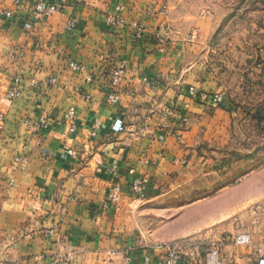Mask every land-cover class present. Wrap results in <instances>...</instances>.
<instances>
[{"label": "crops", "instance_id": "obj_1", "mask_svg": "<svg viewBox=\"0 0 264 264\" xmlns=\"http://www.w3.org/2000/svg\"><path fill=\"white\" fill-rule=\"evenodd\" d=\"M21 1L0 0V264H154V256L144 259L153 242L139 222L146 205L177 198L169 188L182 183L200 114L226 113L189 95L190 88L214 91L193 59L197 44L163 31L178 0H47L58 9L40 16L37 0ZM118 4L125 5L128 23L143 26L140 36L130 25H108ZM121 61L120 98L110 103V73ZM17 76L22 93L5 103ZM70 108L76 109L74 132L65 121ZM166 108L185 113L188 125L175 124ZM257 172L264 174V166ZM136 178L149 180L142 201L130 195ZM257 178L252 173L206 190L185 207L193 219L188 227H172L167 238L194 240L183 264H258L264 179ZM113 184L123 197L106 205ZM223 232L252 239L218 243ZM196 243L221 255H202Z\"/></svg>", "mask_w": 264, "mask_h": 264}, {"label": "rangeland", "instance_id": "obj_2", "mask_svg": "<svg viewBox=\"0 0 264 264\" xmlns=\"http://www.w3.org/2000/svg\"><path fill=\"white\" fill-rule=\"evenodd\" d=\"M175 4L163 31L169 33L170 28L174 39L197 44L193 59L214 92L205 91L223 93L224 101L214 106L226 110L216 114L211 108L196 119L194 151L182 165V183L169 188H175L170 194L177 198L147 204L139 221L146 237L178 244L185 257L194 240L167 238L172 227H188L193 219L194 211L186 206L203 199L208 190L234 185L252 173L264 179V174L257 175L264 166V0H178ZM234 238L223 232L217 242L233 243ZM197 247L202 255H221V249L211 251L207 243Z\"/></svg>", "mask_w": 264, "mask_h": 264}, {"label": "built area", "instance_id": "obj_3", "mask_svg": "<svg viewBox=\"0 0 264 264\" xmlns=\"http://www.w3.org/2000/svg\"><path fill=\"white\" fill-rule=\"evenodd\" d=\"M16 4H20L21 0H12ZM124 4L116 5L113 12L109 13L106 17V21L109 26L117 27L120 25H130L134 29H136L137 36H140L144 31L143 26L137 22L128 23L126 18L122 15V12L125 10ZM57 6L55 3H52L47 0H37L35 4V15H49L53 11L57 10ZM9 14L8 12H4ZM74 23L72 21L69 22V27H73ZM73 66L83 71L85 66L80 63H73ZM126 67V62L121 61L117 66H115L110 73V84L111 90L108 93V100L110 103H116L120 94L116 91V87L119 85L120 79L124 73ZM89 79H91L89 77ZM50 83L55 84L56 78H51ZM37 82H34V85ZM23 90L22 78L15 77L13 80L12 86L4 93L3 101L5 103H10L14 99L18 98ZM189 95L197 100L202 101L205 104H217L222 103L224 101L223 93H215L211 94L205 90H196L194 88L189 89ZM89 97V96H88ZM166 113L173 118L175 124L184 125L188 122V117L183 112L176 113L171 108H166ZM76 109L70 108L65 113V121L68 122L69 128L71 132H74L77 128L76 123ZM4 120L3 114L0 112V126L2 121ZM40 125L43 127H47L48 123L46 120L42 119ZM99 128V122L95 121L93 124V135L96 134L97 129ZM68 154L73 155L74 151L71 148H68ZM149 188V180L147 178H136L133 180L130 186V195L137 200H144L147 197ZM123 197V191L119 184H113L108 188L107 196H106V205H116L118 204ZM251 235L248 233H240L235 237V242L237 244H249L251 242ZM149 252L145 255V261H150V259L154 256L155 262L154 264H183L184 255L180 246L173 242H153L148 245ZM257 253L259 254L258 264H264V246H260L257 249ZM67 264V263H60Z\"/></svg>", "mask_w": 264, "mask_h": 264}]
</instances>
